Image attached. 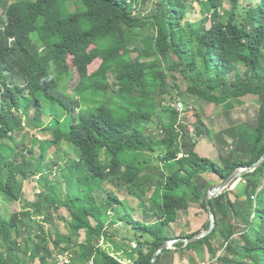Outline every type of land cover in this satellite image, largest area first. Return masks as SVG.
I'll list each match as a JSON object with an SVG mask.
<instances>
[{"label": "trees", "instance_id": "1", "mask_svg": "<svg viewBox=\"0 0 264 264\" xmlns=\"http://www.w3.org/2000/svg\"><path fill=\"white\" fill-rule=\"evenodd\" d=\"M147 1L151 11L136 16ZM199 1L0 0V264H10L6 251H21L18 262L26 264L28 241L38 264H56L41 225L35 237L23 234V219L36 223L41 215L50 222L56 213L72 233L83 232L81 242L52 240L58 254L72 250L68 264H150L159 246L176 238L168 232L180 213H195L202 230L208 228L204 196L211 180L223 181L264 153V0H205L208 20L195 25L187 16ZM42 28L48 42L39 36ZM93 48L116 51L74 88H59L55 76L69 73L67 56L75 66L87 65ZM172 72L187 74L185 93L224 105L226 117L236 111L235 101L258 98L255 113L228 130L233 145L220 162L198 151V141L212 137L199 115L193 123L163 122L180 95L167 84ZM25 128L49 135H32L28 156ZM154 153L156 164L141 159ZM34 176L36 210L3 215L1 204L18 202ZM210 206L213 231L174 244L153 264H179L184 250L202 245L219 264H237V257L264 264V162ZM116 226L134 232L123 237L130 249L113 239ZM217 232L223 237L218 256L211 243Z\"/></svg>", "mask_w": 264, "mask_h": 264}, {"label": "rangeland", "instance_id": "2", "mask_svg": "<svg viewBox=\"0 0 264 264\" xmlns=\"http://www.w3.org/2000/svg\"><path fill=\"white\" fill-rule=\"evenodd\" d=\"M153 7V3L151 1H147L144 5H141L139 11L136 12V16L141 17L143 15H147L149 11H151ZM210 12V8L205 0H200L196 3V6L190 11L188 14L189 20L192 21L193 24H197L199 21L206 22L208 20V14ZM149 26V25H148ZM208 26V25H207ZM149 28V27H148ZM40 38L48 42L50 40L48 30L46 28H42L38 31ZM116 48H104V49H91L89 51L91 56V62L87 65L83 66H75L72 64L71 56H67L66 61L69 68V73L67 75H56V82L58 87L61 89H72L74 86L79 82V80L88 77L93 71H95L100 63L109 55L114 53ZM167 84L175 89V92L179 93L180 95L177 97V101H179L182 105L181 109L179 110L175 106V101H171V105L168 108V111L164 112L161 116L163 122L166 125H175L180 120H187L189 123H193L197 121L196 115H199V119L202 120L204 125L211 130L212 137L209 138H201L198 141V151L199 153L207 157L214 162L219 161L220 153L223 154L226 147H232L233 140L228 130L231 128L238 126L240 123H244L248 116H251L255 113L256 108L259 106V101L257 97L254 96H246L234 102V107L236 111L232 112L231 115L228 117L222 114V110L225 108L224 105H215L206 103L195 96H191L185 93L186 86L188 84V76L185 73H178L172 72L168 73L167 77ZM166 102L168 104L169 97H166ZM14 107H18V102H14ZM47 120V119H46ZM46 120L44 123H46ZM26 129V128H25ZM27 131V138L25 142V146L23 147L24 155L28 156L32 151L33 147L30 143V139L32 135H34L38 139L49 138V135L44 132L43 130H34V129H26ZM19 137V135H18ZM157 154H145L141 157L142 160L148 163H157ZM37 176L27 182H24L23 185V195L18 202L15 203H5L1 204V210L3 211V215L6 214L9 216L14 212H22V211H30L33 213L37 208V193L39 191V184L37 182ZM222 182V181H221ZM221 182L217 181L216 179H212L211 183L213 186L219 185ZM209 187V188H210ZM207 192V191H206ZM182 194V193H181ZM190 202L193 205L199 206V201L196 200L191 194L188 195ZM133 200V199H132ZM135 205V203H134ZM129 210V206L127 207ZM62 215H66L62 209H60ZM135 214H140L141 210L136 208L132 210ZM33 218L35 216H32ZM36 223L32 222L29 218H24L23 223L28 226V229L24 230V237L28 238V236L35 237L39 234L41 225L43 227V231L46 233V237L49 239V248L52 254L51 263L56 259V264H68L69 257L71 256L72 250L64 254H58V249L53 245L52 240L57 236L62 237H71L74 241H83V232L78 234L72 233L68 223L60 218V216L54 213L51 217L50 222H46L45 216L41 215L40 217L34 218ZM118 231L114 236V240L121 247H125L130 249L131 246L127 244L126 241L123 240V237H131L133 236L134 232H130L128 228L122 226H116ZM202 231V222L198 215L195 213H180L178 216L177 222L169 228V235L175 237H185L186 235L194 232ZM239 234H236L234 237L238 240ZM103 242V241H102ZM223 242V237L219 232L215 233L212 237L211 243L215 249H217V254L222 253L221 244ZM29 249L28 254L25 258L26 264H38L37 259H32L30 254L33 250V244L28 241ZM65 243H61L60 247H64ZM103 246L108 250H112V245L108 242H103ZM174 245L171 249H174ZM1 250H5L2 249ZM6 251V250H5ZM22 253L17 252V256L21 257ZM68 258H67V256ZM13 254L12 251H6V257L10 264H19V258H17ZM180 262L179 264H219L218 261L211 258L208 250L205 246H200L193 249L184 250L183 253L179 256ZM66 261V262H64ZM123 264H128L126 260H122ZM193 261V263H191ZM237 264H243L244 260L241 258H236Z\"/></svg>", "mask_w": 264, "mask_h": 264}, {"label": "water", "instance_id": "3", "mask_svg": "<svg viewBox=\"0 0 264 264\" xmlns=\"http://www.w3.org/2000/svg\"><path fill=\"white\" fill-rule=\"evenodd\" d=\"M263 162H264V153L256 162L252 163L251 165H247V166H243L238 169H235L219 185L210 187L204 196V202L206 205V209L208 211V222H209L208 228L206 230L199 231L196 234L189 236V237H176V238L166 240L164 243H162L159 246V248L153 254L150 260V264H153L155 262V260L159 257V254L162 251L166 249H171V247L176 243H183L184 245H186L190 242H194L196 240H199L209 235L215 227V216L210 206V199L219 195L224 189L228 187L232 189L236 185V183L239 181L242 175L254 171ZM135 249L138 250V246H135Z\"/></svg>", "mask_w": 264, "mask_h": 264}, {"label": "built area", "instance_id": "4", "mask_svg": "<svg viewBox=\"0 0 264 264\" xmlns=\"http://www.w3.org/2000/svg\"><path fill=\"white\" fill-rule=\"evenodd\" d=\"M175 106H176L179 110H180L181 107H182V105H181V103H180L179 101L175 102ZM64 262H66V261H64Z\"/></svg>", "mask_w": 264, "mask_h": 264}]
</instances>
